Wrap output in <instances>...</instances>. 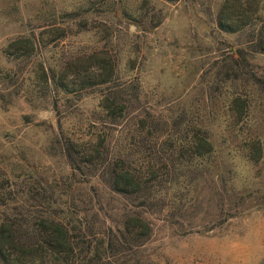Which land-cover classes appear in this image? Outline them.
Masks as SVG:
<instances>
[{
  "label": "rangeland",
  "instance_id": "374dc122",
  "mask_svg": "<svg viewBox=\"0 0 264 264\" xmlns=\"http://www.w3.org/2000/svg\"><path fill=\"white\" fill-rule=\"evenodd\" d=\"M91 64L138 85L182 157L198 130L211 145L161 167L146 202L64 154L67 139L99 135L109 156L139 149L137 104L107 122ZM130 215L146 236L124 230L139 225ZM44 217L68 229L81 264H264V0H0V221L27 242Z\"/></svg>",
  "mask_w": 264,
  "mask_h": 264
},
{
  "label": "trees",
  "instance_id": "16d2710c",
  "mask_svg": "<svg viewBox=\"0 0 264 264\" xmlns=\"http://www.w3.org/2000/svg\"><path fill=\"white\" fill-rule=\"evenodd\" d=\"M104 66L89 65L90 73L99 77L94 82L90 81V84L103 86L99 91L98 108L107 122L114 123L131 112L129 108L133 106V103L137 104L133 109V111L137 110L133 125L135 135L140 138L133 145L139 149L132 151L129 147V153L109 156L105 148V137L99 135L93 141L89 139L88 144L79 143L77 138L67 139L64 154L73 172L74 170L80 172V166L86 164V172L91 174L90 167L92 170L98 166L102 170L105 183L112 191L137 197L143 196L142 202H146V199L154 197L153 193L158 191L156 188L160 186V181H166L167 173H163L166 177L158 173L161 167L169 170L175 164L188 163L190 162L187 159L189 157L209 153L211 145L205 132L198 130L197 134L191 135L187 141L188 148L184 150L186 154L188 153L187 158L182 157L180 146L176 143L177 137H174L169 124L140 108L138 85L129 84L128 88L125 82L115 83L109 75L100 77L104 76ZM42 70L46 82L53 80V77H49L44 69ZM95 71L99 72L96 74ZM108 71H111L110 66ZM54 84L63 93L73 91L63 83L62 79H55ZM175 124L176 122L172 125L175 126ZM80 144L83 147H80ZM74 182L81 181L74 180ZM127 220H135L139 223V225H133L126 221L124 230L128 234L132 232L135 234V230L139 228V234L147 235V223L139 216L130 215L127 216ZM33 230L38 231L36 236L31 235L29 241L23 242L17 238L13 222L8 219L0 221L1 264H42L43 262L46 264H81L82 260L72 253L74 250L72 236L62 222L48 217L40 218L37 227ZM91 255L99 256L96 253H91ZM98 259V257L95 258L94 264H101Z\"/></svg>",
  "mask_w": 264,
  "mask_h": 264
}]
</instances>
